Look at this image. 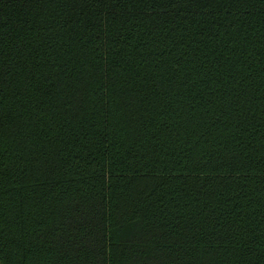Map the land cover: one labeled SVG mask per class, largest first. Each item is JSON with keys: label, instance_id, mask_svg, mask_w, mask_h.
<instances>
[{"label": "trees", "instance_id": "1", "mask_svg": "<svg viewBox=\"0 0 264 264\" xmlns=\"http://www.w3.org/2000/svg\"><path fill=\"white\" fill-rule=\"evenodd\" d=\"M0 264H264V0H0Z\"/></svg>", "mask_w": 264, "mask_h": 264}]
</instances>
